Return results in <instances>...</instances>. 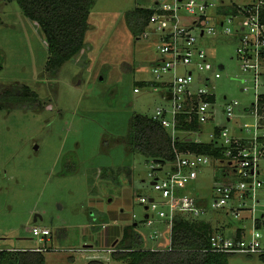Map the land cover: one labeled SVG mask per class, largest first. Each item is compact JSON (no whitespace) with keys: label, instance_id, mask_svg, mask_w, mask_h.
Wrapping results in <instances>:
<instances>
[{"label":"rangeland","instance_id":"1","mask_svg":"<svg viewBox=\"0 0 264 264\" xmlns=\"http://www.w3.org/2000/svg\"><path fill=\"white\" fill-rule=\"evenodd\" d=\"M154 1L96 0L89 17L87 48L53 76L46 71L49 50L40 27L16 0H0V88L24 83L38 92L44 105L0 109V248L46 244V264H87L90 257L121 264L108 250L115 249L120 240L115 246L113 241L122 238L126 226L149 249L170 246V228L140 202L142 196L160 197L150 176L156 162L129 151L128 129L108 130L102 118L121 123L116 117L120 113L126 118L135 113L151 116L165 103L162 92L150 85L134 90L142 87V81L156 78L152 66L159 58L158 40L153 26L146 27L148 36L145 32L134 35L125 17L134 7L150 8ZM210 43L213 62L224 65L222 77L216 80L217 112L202 124V131H179L180 138L189 135L210 142L215 127L227 126L237 134L238 126L246 122L229 120L222 111L224 96L239 100L240 107L249 99L241 90L246 74L237 66L235 45L225 38ZM224 169L225 164L214 162L204 166L196 179L177 184L180 197L202 198L210 207L200 217L187 218L223 220L225 215L220 214L225 213L213 210L212 202L214 187L226 180ZM108 171L117 173L119 183L106 175ZM158 175L165 176V171ZM147 213L154 217L153 225H148ZM35 225L50 227L51 237L45 241L33 236ZM156 229L162 235L154 236ZM246 229L248 234L252 231L247 219ZM258 229L264 246L262 217ZM229 263L264 264V259L260 253H237Z\"/></svg>","mask_w":264,"mask_h":264},{"label":"built area","instance_id":"2","mask_svg":"<svg viewBox=\"0 0 264 264\" xmlns=\"http://www.w3.org/2000/svg\"><path fill=\"white\" fill-rule=\"evenodd\" d=\"M152 8L154 12L147 28L154 27L152 32L158 40L159 58L152 66L156 78L145 81V85L161 91L165 103L150 117L167 128L174 140L178 137L179 126L194 121L202 126L217 112L216 80L222 77L224 65L213 62L208 47L211 41L225 38L235 45L237 66L246 74L241 90L249 99L240 107L239 100L224 96L222 111L227 119L241 118L246 122L238 126L237 134H232L227 126H218V134L213 132V140L224 148L223 158L186 151L176 153L173 165H152L150 176L160 197L142 196L140 202L148 211L156 213L170 228L172 236L178 216L200 217L210 210L209 206L199 203L198 197H180L177 184L196 179L206 165L225 164L226 180L214 187L212 208L231 214L235 219H241L246 213L252 231L237 237L236 233L219 229L210 238L211 250L264 254L263 235L258 229L261 217L264 218V0L242 3L155 0ZM144 35L148 36L149 32ZM145 85L135 87V92H140ZM182 138L202 142L189 135ZM158 171H165V176H159ZM152 218L148 213V225L154 224ZM31 231L33 236L45 241L52 234L50 227L45 226H32ZM158 234L162 235V231L156 229L154 236ZM33 250L47 251L48 247L45 244Z\"/></svg>","mask_w":264,"mask_h":264},{"label":"trees","instance_id":"3","mask_svg":"<svg viewBox=\"0 0 264 264\" xmlns=\"http://www.w3.org/2000/svg\"><path fill=\"white\" fill-rule=\"evenodd\" d=\"M16 1L23 13L44 33L49 50L46 71L48 74L58 76L66 62L76 60L87 48L89 17L96 0ZM153 12L152 7L137 6L125 13L127 24L134 35L139 36L145 32ZM145 84L144 81L141 82L142 86ZM32 106L44 108L38 92L29 85L16 83L11 87L0 88V109H28ZM116 117L121 123L115 121L107 123V118L104 120L102 117L108 130L119 133L124 128L128 129L129 151L142 153L148 161L173 165L176 153L186 151L217 158L224 157V148L217 140L196 142L180 137L174 140L167 128L148 115L135 113L130 118L127 117V122H124L127 118L123 113L117 114ZM200 127V124L194 121L190 124L184 123L178 129L199 131ZM219 132L220 128L216 127L215 133ZM120 169L117 170L118 173H121ZM107 174L119 183L115 171H108ZM199 203L207 206L204 202ZM196 220L198 219L178 216L172 229L171 244L166 249L145 248L142 245V237L133 233L131 226H126L120 242L112 252V257L121 264H230L229 258L234 254L211 250L210 238L217 229L206 220ZM241 230H237V237L241 236ZM261 257L264 259V254H261ZM0 264H46V256L43 251L37 250L0 249ZM88 264L107 263L100 259H92Z\"/></svg>","mask_w":264,"mask_h":264},{"label":"crops","instance_id":"4","mask_svg":"<svg viewBox=\"0 0 264 264\" xmlns=\"http://www.w3.org/2000/svg\"><path fill=\"white\" fill-rule=\"evenodd\" d=\"M1 51L2 50H0V56L2 55L1 54ZM218 127V126H217ZM200 131H202V126L200 127ZM199 131V132H200ZM197 132V131H196ZM178 137H180L179 135H178ZM148 214V213H147ZM147 214H146V216H147ZM217 214V213H216ZM215 215V214H214ZM220 215H225V216H223V218H220V219H223V220H221V221H218V220H214V222L212 221V220H210L213 224H211L212 226H213V228H215L216 227V229L217 230H226V231H229L230 233H237V230L238 229H242L241 230V236L242 235H244V234H248L247 233V229H246V219L247 220H249L248 219V215L245 213V214H243V216H242V218L241 219H233L232 220V217H230L228 214H220ZM226 217V218H225ZM205 219H207V218H205ZM225 219V220H224ZM224 221V222H223ZM210 222V223H211ZM35 226H38V225H35ZM118 240H120L119 238H117V239H115L114 241H113V245L115 246V243L118 241ZM47 241V240H46ZM142 245L145 247V248H147L146 246H145V242H144V240L142 239ZM0 249H3V248H0ZM6 249V248H5ZM21 249H30V250H33L34 248H26V247H11V248H9L8 250H21ZM149 249V248H148ZM115 250V249H114ZM109 251V250H108ZM113 252V251H112ZM112 252H110V253H112ZM94 259H96L95 257H93ZM90 260H92V258L90 257L89 258V260H88V262L90 261ZM88 264V263H87Z\"/></svg>","mask_w":264,"mask_h":264},{"label":"water","instance_id":"5","mask_svg":"<svg viewBox=\"0 0 264 264\" xmlns=\"http://www.w3.org/2000/svg\"><path fill=\"white\" fill-rule=\"evenodd\" d=\"M155 182H152V184H154Z\"/></svg>","mask_w":264,"mask_h":264}]
</instances>
